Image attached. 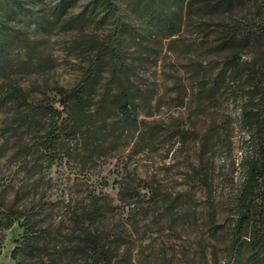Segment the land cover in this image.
Masks as SVG:
<instances>
[{
    "label": "rangeland",
    "instance_id": "rangeland-1",
    "mask_svg": "<svg viewBox=\"0 0 264 264\" xmlns=\"http://www.w3.org/2000/svg\"><path fill=\"white\" fill-rule=\"evenodd\" d=\"M212 1L117 0L122 20L137 31L123 54L131 64L138 123L123 135H111L100 147L71 142L43 171L35 167L38 156L25 168L12 160V149L0 152V192L9 186L4 202L17 198L37 229L53 232L51 247L68 244L72 213H82L97 197L103 213L93 228L112 243L114 264L247 263L243 240L249 227L239 228L238 204L262 142L264 28L262 39L246 46L224 49L220 40L227 26H264V2L239 0L203 10ZM55 2L35 0L33 6L49 9ZM25 24L14 28L35 44L41 37ZM94 33L102 37L90 29L54 28L29 73L18 77L21 86L33 97L42 99L45 92L52 99L55 84L74 85ZM26 51L21 46L13 55ZM100 94L88 111L95 120L101 117ZM12 114L13 105L0 107V145ZM42 134L24 133L23 144H37ZM25 220L0 228V264H15L11 252ZM238 230L242 245L235 248ZM64 264L83 263L67 258Z\"/></svg>",
    "mask_w": 264,
    "mask_h": 264
},
{
    "label": "trees",
    "instance_id": "trees-1",
    "mask_svg": "<svg viewBox=\"0 0 264 264\" xmlns=\"http://www.w3.org/2000/svg\"><path fill=\"white\" fill-rule=\"evenodd\" d=\"M35 0H0V107L13 105V114L1 128L3 144L0 152L9 149L14 161L27 167L29 159L38 156V167L43 171L61 153L67 144L78 142L88 146L99 145L111 135L124 134L138 123L137 106L131 84V64L124 57L126 41L137 31L122 20L117 0H56L49 9L35 8ZM43 2L44 0H39ZM156 3V0H152ZM239 0H213L203 10L218 11L226 4ZM264 2V0H263ZM77 9V10H76ZM159 10V8H158ZM264 11V3L263 9ZM151 12H157V9ZM25 20V22H24ZM17 23L34 25L40 40L32 44L21 38L14 26ZM92 30L94 37L83 50L84 67L79 79L70 87L55 84L54 98L45 92L43 98L22 87L18 77L29 73L51 31ZM264 26H244L223 29L220 44L224 49L246 46L263 37ZM21 40V41H20ZM27 50L22 57H14L16 48ZM46 62V60L44 59ZM100 92L95 120L88 111L93 98ZM111 120V122H109ZM42 128L38 130V127ZM34 130L44 133L37 144H23L22 135ZM262 142L260 153L252 165L239 198L240 225L249 230L243 245L250 252L246 264H263L264 261V124L260 126ZM24 171V170H23ZM9 186L0 192V228L10 229L25 218V231L11 252L15 264H64L65 259L80 260L83 264H114V248L93 223L103 213L96 197L82 212L72 213L74 229L68 244L52 243L53 232L37 229L32 217L19 210L15 202H4ZM54 236L58 239L61 232ZM236 232L233 247H241V236ZM59 241V240H58ZM241 241V242H240ZM44 255H46L44 260ZM40 259V260H38ZM38 260V262H37ZM40 261V262H39Z\"/></svg>",
    "mask_w": 264,
    "mask_h": 264
}]
</instances>
